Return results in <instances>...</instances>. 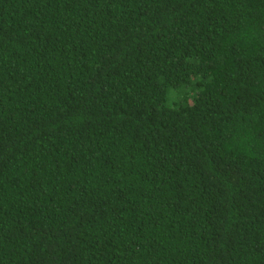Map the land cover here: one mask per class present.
Segmentation results:
<instances>
[{
  "label": "trees",
  "instance_id": "trees-1",
  "mask_svg": "<svg viewBox=\"0 0 264 264\" xmlns=\"http://www.w3.org/2000/svg\"><path fill=\"white\" fill-rule=\"evenodd\" d=\"M0 264H264V0H0Z\"/></svg>",
  "mask_w": 264,
  "mask_h": 264
}]
</instances>
